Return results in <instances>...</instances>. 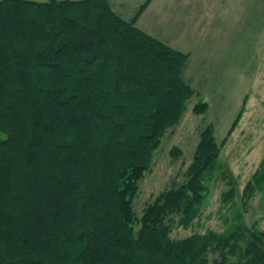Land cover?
Returning <instances> with one entry per match:
<instances>
[{
	"label": "trees",
	"instance_id": "trees-1",
	"mask_svg": "<svg viewBox=\"0 0 264 264\" xmlns=\"http://www.w3.org/2000/svg\"><path fill=\"white\" fill-rule=\"evenodd\" d=\"M149 1L128 20L109 0H0V264H264V229L240 209L264 191V157L223 192L224 229L171 236L229 173L210 125L185 179L134 210L162 135L199 95L190 53L136 25Z\"/></svg>",
	"mask_w": 264,
	"mask_h": 264
},
{
	"label": "rangeland",
	"instance_id": "rangeland-1",
	"mask_svg": "<svg viewBox=\"0 0 264 264\" xmlns=\"http://www.w3.org/2000/svg\"><path fill=\"white\" fill-rule=\"evenodd\" d=\"M191 22L195 34L181 48L193 50L185 77L195 71L190 83L199 95L190 99L179 122L162 135L151 168L140 181L134 210L140 216L162 190L185 179L200 135L209 125L218 141L225 142L220 157L230 170L212 180L208 204L193 225L174 226V238L224 229L225 216L234 212L223 203V192L234 180L241 193L264 157V0H245L243 11L216 9L211 18L197 16ZM203 101L208 108L196 112L195 105ZM240 209L248 224L257 221L264 229V191L247 203V210Z\"/></svg>",
	"mask_w": 264,
	"mask_h": 264
},
{
	"label": "crops",
	"instance_id": "crops-1",
	"mask_svg": "<svg viewBox=\"0 0 264 264\" xmlns=\"http://www.w3.org/2000/svg\"><path fill=\"white\" fill-rule=\"evenodd\" d=\"M147 1L109 0L113 10L128 20L136 17L142 5ZM244 2L245 0H150L138 16L136 25L172 47L190 53L189 62L184 70L185 77L193 50L181 47H187V43L184 41L190 40L191 35L195 34V30L191 28L193 25L191 22L192 17L207 16L211 18L216 9H230L232 12L238 13L243 11ZM208 32H210V29H208ZM193 73L195 71L190 70V78L185 77L187 81H191Z\"/></svg>",
	"mask_w": 264,
	"mask_h": 264
}]
</instances>
